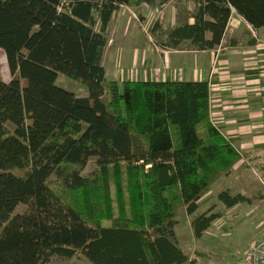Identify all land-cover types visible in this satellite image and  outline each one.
<instances>
[{
	"label": "trees",
	"instance_id": "16d2710c",
	"mask_svg": "<svg viewBox=\"0 0 264 264\" xmlns=\"http://www.w3.org/2000/svg\"><path fill=\"white\" fill-rule=\"evenodd\" d=\"M129 1L0 0L11 77L0 79V264L77 254L91 264H193L176 218L194 216L212 186L245 163L211 122L207 82L107 78L106 30ZM195 1L194 23L169 30L166 47L216 48L232 9L264 27V0ZM59 76L86 96L57 86ZM217 198L226 210L249 202L228 190ZM218 219L210 209L195 216L193 236Z\"/></svg>",
	"mask_w": 264,
	"mask_h": 264
},
{
	"label": "crops",
	"instance_id": "0c3cea01",
	"mask_svg": "<svg viewBox=\"0 0 264 264\" xmlns=\"http://www.w3.org/2000/svg\"><path fill=\"white\" fill-rule=\"evenodd\" d=\"M184 1L193 7L186 21L191 25L197 9L195 0H176L170 10L178 15L185 6ZM146 8L142 1L132 5L129 1L113 14L106 30L108 42L102 58L107 78L116 82H207L212 124L246 156L243 162L264 161V27L253 29L232 9L220 44L208 50H198L188 41L181 42L178 47H166L165 34L181 24L170 28L151 27L148 33L154 41L149 39V42V36L136 26L122 25L112 29V23L121 10L133 15L140 10L145 16ZM235 171L236 167L232 176L236 175ZM259 171L264 175V165ZM248 203L251 207L249 214L258 221L255 229L250 225L253 234L249 238L252 241L263 240L264 200L249 199L244 204ZM240 205L226 211L230 214ZM174 232L177 237L175 227ZM251 242L246 244L247 249ZM245 254L234 256L231 264H237ZM189 260L192 261L191 257Z\"/></svg>",
	"mask_w": 264,
	"mask_h": 264
},
{
	"label": "rangeland",
	"instance_id": "374dc122",
	"mask_svg": "<svg viewBox=\"0 0 264 264\" xmlns=\"http://www.w3.org/2000/svg\"><path fill=\"white\" fill-rule=\"evenodd\" d=\"M140 0H130L132 4H138ZM173 2H176L174 0ZM150 6L147 5L145 16L138 10L134 15L129 12L126 14L124 10L118 12L112 23V29L118 26H136L147 37V42L154 41L151 37L150 28L160 26L161 28H170L171 25L186 23L187 18L192 14L193 7L188 1H184L183 8L175 16V12L171 11L173 4ZM171 9V10H170ZM127 11V10H126ZM175 11H177L175 9ZM131 15V16H130ZM141 15V16H140ZM132 17V18H130ZM176 19V20H175ZM113 29V30H114ZM112 30V31H113ZM148 33V34H147ZM142 34V35H143ZM111 35V34H110ZM143 35V36H144ZM152 49V47H151ZM0 79L8 82L11 77L8 71L4 52L0 49ZM57 86L74 93L76 96H83L85 89L77 83L59 76L56 82ZM247 162V163H246ZM241 166H236V175H229L220 178L211 188V190L200 200L198 211L193 216L182 212L176 218L175 230L177 232V243L188 257H191L195 264H231L234 256H243L247 249V243L253 239L250 225L253 229L258 225V221L251 216V207L248 204H242L235 211L228 214L224 206L218 200V194L224 190H228L231 195L242 194L251 201L264 200V175L259 168L264 165V161L254 163L247 160ZM95 168V159H89L88 165L83 172V176H87ZM264 172V171H263ZM262 172V173H263ZM212 210V213L220 215V219L212 223L210 228L203 234L201 238H195L191 235V221L200 213ZM23 206H18L16 212L21 213ZM235 215L238 216V218ZM264 228V226H263ZM264 238V236H261ZM246 242V243H245ZM244 246L246 248H244ZM46 264H91L82 255L77 254L71 259L53 256Z\"/></svg>",
	"mask_w": 264,
	"mask_h": 264
},
{
	"label": "built area",
	"instance_id": "2783aa9c",
	"mask_svg": "<svg viewBox=\"0 0 264 264\" xmlns=\"http://www.w3.org/2000/svg\"><path fill=\"white\" fill-rule=\"evenodd\" d=\"M237 264H264V239L252 241L244 258Z\"/></svg>",
	"mask_w": 264,
	"mask_h": 264
}]
</instances>
